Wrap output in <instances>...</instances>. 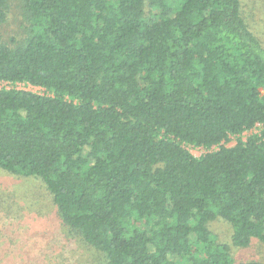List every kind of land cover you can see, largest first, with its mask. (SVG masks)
Returning <instances> with one entry per match:
<instances>
[{
    "label": "trees",
    "instance_id": "1",
    "mask_svg": "<svg viewBox=\"0 0 264 264\" xmlns=\"http://www.w3.org/2000/svg\"><path fill=\"white\" fill-rule=\"evenodd\" d=\"M18 1L27 37L0 39V168L41 181L106 264H263L211 230L264 243V47L241 0Z\"/></svg>",
    "mask_w": 264,
    "mask_h": 264
},
{
    "label": "rangeland",
    "instance_id": "2",
    "mask_svg": "<svg viewBox=\"0 0 264 264\" xmlns=\"http://www.w3.org/2000/svg\"><path fill=\"white\" fill-rule=\"evenodd\" d=\"M20 1H9V14L0 25V39L7 43L27 37V24ZM247 23L264 47V0H241ZM263 127L232 137L230 147L238 139L246 141ZM214 147L212 150H217ZM200 157L203 148L189 147ZM221 245H228L237 263L251 261L264 264V243L253 241L247 248L232 246V227L223 220L211 224ZM0 264H106L105 256L87 247L76 234H71L57 215L46 186L35 178L24 177L0 168Z\"/></svg>",
    "mask_w": 264,
    "mask_h": 264
},
{
    "label": "built area",
    "instance_id": "3",
    "mask_svg": "<svg viewBox=\"0 0 264 264\" xmlns=\"http://www.w3.org/2000/svg\"><path fill=\"white\" fill-rule=\"evenodd\" d=\"M3 86H5V85H3ZM16 88L19 90H26L28 92H33V93H36L39 95L45 94V90L43 88L36 87V86L30 85V84H17ZM259 126L263 127V125H257L256 128H254L253 130L257 129ZM253 130H251V131H253ZM251 131H247V132H251ZM247 132H245V133H247Z\"/></svg>",
    "mask_w": 264,
    "mask_h": 264
}]
</instances>
